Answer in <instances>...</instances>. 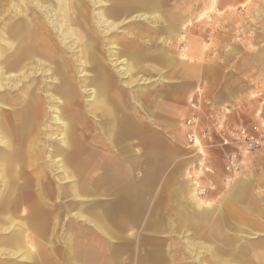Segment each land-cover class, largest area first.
Wrapping results in <instances>:
<instances>
[{"label": "rangeland", "instance_id": "rangeland-1", "mask_svg": "<svg viewBox=\"0 0 264 264\" xmlns=\"http://www.w3.org/2000/svg\"><path fill=\"white\" fill-rule=\"evenodd\" d=\"M80 1L84 14L99 9L89 7L85 0ZM161 7V16L127 19L106 35L111 43L120 45L123 54L134 58L129 61L132 78L129 74L119 76L115 65L107 64L114 57L105 48L115 50L112 45H102V51L98 50L109 68L111 80L100 85L96 95L99 99L93 105L87 93L81 91L80 96L81 106L87 111L83 122L86 125L79 131L82 144L91 154L92 165L85 163L81 167L76 196L67 191L68 183L58 185L63 189L61 194L47 192L48 213H52L53 220V214L59 213L60 222L57 235L46 240L45 254H41L47 264H96L97 249L102 257L107 255V239L89 218L91 210H107V188H110V205L113 203L110 210L114 208V213L121 201L129 204L131 200L140 209L139 196L157 197L156 204L163 210L156 218L161 229L156 235L139 228L131 231L136 241L139 234L152 237L156 247L169 257L167 264H199L192 260L190 252L199 256L200 264L243 261L264 264V145L246 156L238 173L228 175L223 170L221 149L215 148L210 157L198 156L187 146L183 135V121L192 113L189 101L199 92L196 89L204 90L205 97L210 99L222 95L225 100L216 103L236 107L232 111L227 107L229 124H256L264 130V0H165ZM172 12H177L181 21L178 16H171ZM80 13V9L74 10L73 16L79 19L83 16ZM171 59L212 64L213 71L205 67L199 79H177L171 74ZM86 77L89 79L90 75ZM76 78L82 82L79 73ZM170 89H181L180 94L172 95ZM232 90L237 97L226 98ZM159 97L155 107L154 100ZM204 104L205 109L212 106L217 112L223 110L206 99ZM170 105H174L172 113ZM113 111V124L117 119L122 120L115 140L116 146L124 148L123 158L116 157L115 149L109 148L107 142V124ZM148 117L155 118L160 127L154 128ZM111 153L117 162H108L110 167L103 170L104 161ZM191 163L193 170L200 169L204 163L211 169L204 175L195 171L189 180L193 183L194 196L210 205V211L203 216H198L191 198L180 191ZM89 177L96 181V192H87L92 186ZM56 183L52 178L50 186ZM198 184L205 186L204 194L196 192ZM52 206L61 209L50 211ZM218 210L222 211V220ZM18 214L22 215L20 208L17 219ZM143 216V212H138L136 224H140L138 218ZM51 218H47L49 226H53ZM7 237L8 232H3L0 240ZM6 239L0 248L5 247ZM23 240L25 247L31 242L25 230ZM32 245L35 250L34 240ZM109 247L121 246L109 242ZM135 247L139 249L133 252V259L119 261L121 264L154 262L147 260L152 253L143 255L146 246L138 243ZM31 259L20 254H0V264H30Z\"/></svg>", "mask_w": 264, "mask_h": 264}, {"label": "bare ground", "instance_id": "bare-ground-1", "mask_svg": "<svg viewBox=\"0 0 264 264\" xmlns=\"http://www.w3.org/2000/svg\"><path fill=\"white\" fill-rule=\"evenodd\" d=\"M85 1L98 11L86 9L85 16L80 0H0V235L8 232L0 254L28 258L24 230L30 213L40 208V198L48 191L61 194L58 185L63 183L76 196L81 167L92 165L79 131L87 111L80 96L87 93L91 105L99 99L98 88L111 80L108 63L119 76H133L129 61L134 58L106 35L127 19L161 16L165 5V0ZM79 9L83 16L78 19L73 13ZM171 16L181 21L177 12ZM102 45L115 49L105 48L114 57L107 64L98 54ZM52 178L55 186H50ZM190 194L198 216L206 215L210 205L194 196V188ZM218 213L222 220V211ZM190 255L201 263L197 254Z\"/></svg>", "mask_w": 264, "mask_h": 264}, {"label": "crops", "instance_id": "crops-1", "mask_svg": "<svg viewBox=\"0 0 264 264\" xmlns=\"http://www.w3.org/2000/svg\"><path fill=\"white\" fill-rule=\"evenodd\" d=\"M166 61H169V60H166ZM174 61L175 62H173L172 60L171 62L173 63L171 64L169 63L170 64L169 67L172 68L171 74L174 76V78H177V79H183V80L199 79L200 76L203 75V69L205 67L210 69L209 71H213L212 64H205V63L203 64L202 62L196 63V62H191L188 60H181V59H177ZM180 90L181 89H174V90L170 89V91L173 92L172 95H176V96L180 94ZM196 90H199L200 94L201 93L203 94V96L200 98V106L202 110H205V104H204L205 99L211 102L214 107L216 106V107H219L220 109L228 107V106L231 107L230 103H224V105H219L218 103H216L221 100H225V98H222V95L219 97L210 99V98L205 97L206 95L204 93V90H201V89H196ZM237 95L238 94L236 93V91L232 90L228 92V95L226 96V98L234 99L237 97ZM160 98L161 97L154 100L155 107L158 105ZM116 108H118V106H116ZM233 108H236V107H231V111ZM170 109L171 110L169 111L170 113H172V111L174 110V105L171 106ZM166 112H168L167 109H166ZM113 115H114V111H113V114L109 115V121L107 124V138H108L107 142H108L109 148L115 149V156L116 157L118 156L119 158H123L121 155L123 153L122 151L124 148L122 147L123 149H121L118 146H116L117 141L115 140V133L117 131H121L122 127L119 125H120V121L122 120L117 119L113 124V119H114ZM148 121L154 128L158 129L160 127L155 118L148 117ZM231 121L232 120H229L230 123ZM165 122L171 123L170 121H167V120H165ZM183 135H184V129H183ZM167 146L170 147V144ZM214 151H216L215 148L207 150L205 156L210 157ZM114 161H116V159L114 158V153H111V156L105 159L104 161L105 163L103 162L105 165V168H103V170L108 169V166H109L108 162L114 163ZM199 161H201V157ZM190 165L191 166L186 171V179H185L186 181L184 183V186L180 189V191L182 193H185V195H188L191 198L190 200L193 202V195L190 194V189L194 187H193V183L190 182L189 180L193 177V175H195L194 174L195 171L197 172H200V171L198 169L193 170L192 163ZM116 168L118 169V171H120L117 166H115V170ZM101 174H103V172L100 173L99 175ZM90 177L93 178V174H91ZM90 177L89 179L92 182V186L89 190H87V192L88 191L96 192L95 190L96 181L92 180ZM109 190L110 188H107V191H106L107 193L106 209L107 210H105V212H102L100 209H94V210H91V214L89 215V218L91 219L90 223H92L93 227L96 228L102 235L106 237L107 244H108L106 256L102 257V255H100L101 251L97 249V256L95 257V259L97 258L96 264H108L109 262H111V264H121L119 261H124V260L131 261L134 255L133 252L139 249L138 247H135L136 244L138 243L148 248V250H146L145 248L146 254H144L145 253L144 251L143 255H148L149 253H152L150 254V255H153L152 257L149 255L147 257V260H150V259L154 260V262H152L151 264H165V263L167 264L168 262L167 259H169V257L167 258L166 255L163 254L165 252H163L162 249L156 247V242L155 241L152 242V237H147V236L145 237L139 234L140 237L137 239L138 241H136L134 237L135 235L131 231L134 228H139V229H143L147 231L149 234L156 235L157 234L156 231L161 229V226L159 225L160 223L156 221V218L160 217V214L161 212H163V210L161 209V207L158 206V203L156 204L157 197L154 196L155 197L154 198V197H151L153 195L146 194V196H150V197H148V199H145L144 196L143 197L139 196L140 209L135 208L131 200L129 201V204H127L126 201H121V203L119 204V210L116 213H114L113 211L114 208L110 210L113 203L110 205L111 195H110ZM182 193H179V195L182 196L183 195ZM37 200H38L37 197L33 198L32 203L36 202ZM40 200H41V204L39 206L40 208H37L36 210L32 209L33 211L31 213L29 212L30 217L28 218L27 223H26L27 224L26 237L29 240H31V242L30 241L27 242V245H28L27 250H30L31 252L30 257H32V259L29 260L30 264H47L46 262L47 260H45V258L41 256V254L42 255L45 254V242L46 240H49L48 238H52L55 235H57V232L60 228L59 213L57 215L53 214V216H55L53 220V218H51L52 213H48L49 210H47L49 208V205H47L46 197L43 196L42 198H40ZM50 208H51L50 211H54V210L56 211V210L61 209V207L59 206L57 209L54 206ZM138 212H143L144 214L142 218L141 217L138 218V221L140 222V224H136V216ZM77 216H81V215L78 213ZM49 217L51 218L50 221L52 222L53 226H49V223H48L49 221H47V218ZM144 218H147V220L144 221ZM33 240H34V243L37 244L35 250L32 249ZM108 241L111 242L112 245L116 244V245H120L121 247L111 248L109 247ZM123 254H127V256L122 257ZM157 258L162 259L163 262L158 260Z\"/></svg>", "mask_w": 264, "mask_h": 264}, {"label": "built area", "instance_id": "built-area-1", "mask_svg": "<svg viewBox=\"0 0 264 264\" xmlns=\"http://www.w3.org/2000/svg\"><path fill=\"white\" fill-rule=\"evenodd\" d=\"M190 98L189 107L192 113L183 121L184 136L187 146L203 157L207 150L219 148L223 151V170L228 175L240 171L246 156L259 151L264 145V130L260 125L246 126L229 124L226 115L229 108L215 111L212 106L202 110L200 91ZM202 175L211 171L204 163L198 169ZM207 182L209 179H205ZM196 192L204 194L205 186L197 185Z\"/></svg>", "mask_w": 264, "mask_h": 264}]
</instances>
